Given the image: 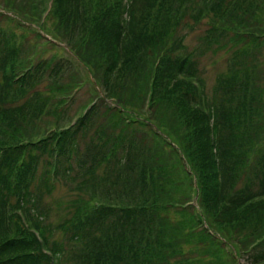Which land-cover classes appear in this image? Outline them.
I'll use <instances>...</instances> for the list:
<instances>
[{"label": "trees", "instance_id": "16d2710c", "mask_svg": "<svg viewBox=\"0 0 264 264\" xmlns=\"http://www.w3.org/2000/svg\"><path fill=\"white\" fill-rule=\"evenodd\" d=\"M40 2L31 0L30 16ZM48 12L93 50L97 69L104 63L107 92L116 79L135 91L97 95L72 125L35 140L26 128L48 100L16 104L42 66H8L16 48L0 32V264H264V82L255 86L253 56L264 43V0H51ZM188 12L195 24L208 19L204 44L228 54L211 90L200 48L175 37ZM143 103L152 114L141 119ZM99 112L111 125L88 143ZM76 170L109 202L94 190L54 225L43 204L49 179Z\"/></svg>", "mask_w": 264, "mask_h": 264}, {"label": "rangeland", "instance_id": "374dc122", "mask_svg": "<svg viewBox=\"0 0 264 264\" xmlns=\"http://www.w3.org/2000/svg\"><path fill=\"white\" fill-rule=\"evenodd\" d=\"M23 4L26 7L29 4V7L23 8ZM30 4L31 0H0V32L10 41V46L16 48V52L12 51L11 53L12 59L8 66L14 68L21 66L23 71L27 69L35 71L42 66L40 83L25 99L19 100L16 104L22 106L28 98L37 95L39 99L46 98L48 100L45 108L46 113L40 121L37 124H30L28 129L26 128L25 134L27 136H32L35 140H38L48 131H60L62 128L69 127L85 114L90 105L97 101V95L106 99V96L108 97L110 94L118 98L123 93L126 98H133L131 93H125L126 90L135 91L133 86L127 84L129 88L124 89V86L121 85L122 79H116V83H112L113 87L110 91L105 90V77L102 68L104 63L101 62L100 68L97 69L94 62L98 61V56L93 57V50L88 49V53L85 52L86 49L81 47L76 38L67 34L60 27L57 28L56 18L48 12L51 0H46V5L41 2L39 6L33 5L34 10H36L33 13L35 17L27 13L32 11ZM248 4L246 2L243 5L247 6ZM124 5L127 6V0H124ZM145 5H147V2ZM45 7L46 11H44ZM185 24H188V26ZM209 27L208 19L195 24L190 17V12H188L185 20L181 22L178 28H175L177 30L175 37H180L189 51L197 46L200 48L198 62L200 69L203 71L207 87L211 90L217 78L225 76L223 74L227 73L230 64L228 54L225 51L217 52L214 51L217 47L214 48L204 44V37L207 35ZM255 49L253 56L256 57L257 55L258 57L255 81L260 82V86H255L259 88L261 83L264 82V43ZM52 69L61 70L59 76H55ZM22 72L20 74H23ZM2 79V72L0 71V81ZM113 80H115V77L112 78ZM142 91L146 92L147 88ZM109 92L110 94H108ZM111 101L109 102L111 103ZM114 103L116 106V101ZM147 109V105L143 103L135 109L139 114H134L136 117L141 115L140 118L143 119V117H147L148 112H152L151 108L148 111ZM233 109L236 108L229 107L225 110L229 113V110ZM131 114L133 115V112ZM109 115L106 114L107 117ZM106 116L99 112L95 127L87 134L88 143H91L92 138V142L98 143L99 140L96 137L100 134V127L109 128L112 119H108ZM258 123L261 125L260 120H258ZM77 171L72 176L59 177L53 181H51V178L49 179L54 190L50 193L45 192L43 204L45 208L50 210L51 219L49 221L54 225L70 218L75 210L73 207L75 203L83 199H89L94 190L97 195L102 196L101 198L106 204L109 202V197L106 194L104 195L105 189H102L101 192L96 187H89V183L83 180V176H77ZM98 173H101V171H98ZM112 197H115V195H112ZM196 199L198 198L196 197ZM196 206L198 207L197 200ZM22 219L27 222L26 215ZM241 263L243 264L244 261Z\"/></svg>", "mask_w": 264, "mask_h": 264}]
</instances>
